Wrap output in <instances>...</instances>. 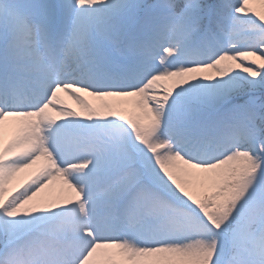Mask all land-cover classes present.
<instances>
[{
	"label": "snow or ice",
	"instance_id": "obj_1",
	"mask_svg": "<svg viewBox=\"0 0 264 264\" xmlns=\"http://www.w3.org/2000/svg\"><path fill=\"white\" fill-rule=\"evenodd\" d=\"M0 264H264V0H0Z\"/></svg>",
	"mask_w": 264,
	"mask_h": 264
},
{
	"label": "bare ground",
	"instance_id": "obj_2",
	"mask_svg": "<svg viewBox=\"0 0 264 264\" xmlns=\"http://www.w3.org/2000/svg\"><path fill=\"white\" fill-rule=\"evenodd\" d=\"M64 97V101L67 98V95L65 94H61ZM87 99H89V101L92 103L94 101L95 98L93 97H87ZM43 162L40 161L38 162L36 165L33 166V168L26 170L25 173L21 174V180L25 181V180H29L31 179V177L38 172V170L40 169V167L42 166ZM41 195H52V196H62V197H68V196H72L73 193H71L69 190H67V187L65 185L62 184V182H53V184H50L48 186V188H46L44 190V192Z\"/></svg>",
	"mask_w": 264,
	"mask_h": 264
},
{
	"label": "rangeland",
	"instance_id": "obj_3",
	"mask_svg": "<svg viewBox=\"0 0 264 264\" xmlns=\"http://www.w3.org/2000/svg\"><path fill=\"white\" fill-rule=\"evenodd\" d=\"M90 98V97H89ZM106 100H108V102H111V103H115L116 102V99L117 98H105ZM89 100V99H88ZM104 101L103 100H100V99H97L95 98L94 101L92 102V104L94 106H99L103 103ZM65 105L69 108H73V109H76L77 111L80 110V107L78 105V103L76 102L75 99H73L72 97L70 96H67V98L65 99ZM130 107V106H128ZM57 182V181H56ZM60 181H58L59 183Z\"/></svg>",
	"mask_w": 264,
	"mask_h": 264
}]
</instances>
